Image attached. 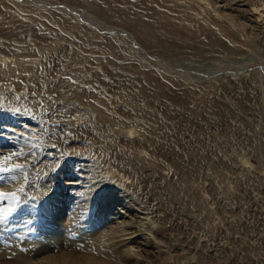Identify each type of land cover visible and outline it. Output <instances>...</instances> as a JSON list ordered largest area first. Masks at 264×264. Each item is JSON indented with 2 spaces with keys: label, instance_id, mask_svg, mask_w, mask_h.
Here are the masks:
<instances>
[{
  "label": "rangeland",
  "instance_id": "obj_1",
  "mask_svg": "<svg viewBox=\"0 0 264 264\" xmlns=\"http://www.w3.org/2000/svg\"><path fill=\"white\" fill-rule=\"evenodd\" d=\"M262 3L218 0L232 16L228 29L239 30L235 46L221 36L173 52L131 44L130 28L82 3L0 0V27L10 28L0 30V93L11 87L0 94V131L15 144L2 155L26 150L51 169L49 186L78 182L59 184L51 205L75 216L85 209L91 222L73 219L71 232L84 245L90 235L103 243L97 264H264V17L255 23L246 10ZM77 247L36 257L70 258L82 254Z\"/></svg>",
  "mask_w": 264,
  "mask_h": 264
},
{
  "label": "bare ground",
  "instance_id": "obj_2",
  "mask_svg": "<svg viewBox=\"0 0 264 264\" xmlns=\"http://www.w3.org/2000/svg\"><path fill=\"white\" fill-rule=\"evenodd\" d=\"M35 1H39V0H35ZM46 1H52V0H46ZM59 1L66 3L65 6H67V4H74V3L78 2V3H82L86 6L93 7L96 10H99L109 21H118L121 24L125 25V27H128L132 30V33H130L129 31L127 32V33H130L131 35L125 36V38H127L128 41H131V44L133 41V43L135 45H140V46L143 45V47L145 46L147 49L160 48V49L167 50V51L182 52L183 50H186V48H189L193 52H198L199 49L197 48L198 45H196V42L197 43L201 42V40L204 38H206L207 40H209L213 43H216V42L220 43V41L218 39L221 38V36H222V38H221L222 43L221 44L228 43V44L234 45V43L237 41V37L239 34L238 29H236V30H234V28H230L232 30L228 29V26L231 25V23L233 22L232 16H230L229 13H226L224 11V8H223L224 5L223 4L222 5L217 4L218 0H167V1L166 0H159V1L158 0H148V1H151L150 2L151 4L144 2L143 0H135L133 3H131L132 2L131 1L130 5H128V6H125L127 4H125L124 6H121L122 4L118 5L117 2L119 0H104V3L108 4V7L105 10H101V9L97 8L96 6H93V3L91 0H90L91 2L89 0H59ZM123 1L127 2L129 0H127V1L123 0ZM157 1L158 2L166 1V2H164L165 4L162 3L161 5L163 6V8H164V5L167 8L163 10L162 8H158L159 6L152 4V3L157 2ZM219 1H221V0H219ZM162 6H160V7H162ZM172 7L173 8L175 7L176 9L175 8L174 9L176 11H178V13L180 15H175L176 13L174 14L173 11H172L173 14H171L172 12L170 13V11L172 10L171 9ZM140 10L141 11L143 10V12H141ZM246 10H247V13L249 14L250 18L252 19V21H254L255 23L259 22L264 17V3H262L261 5L253 4L251 7L249 6L248 9H246ZM15 12H18V10H16ZM202 13L207 14V16L209 15V17H207L205 15L206 16V18H205V16L203 15L204 16L203 18H205V19L200 18ZM11 14H12V12H11ZM16 14H18V13H16ZM16 14H14V15H16ZM199 14H200L199 19L200 20L202 19L201 21L203 23L200 22L199 20H197L198 18L196 19V17H198ZM79 16H82V15L79 14ZM6 17H7V14H6ZM6 17H5V19H6ZM19 17H20V15H19ZM17 19L20 21L19 18H17ZM24 19L28 20L27 17H24ZM194 20L198 21L199 23L193 22ZM30 22H29V24H30ZM25 23H27V21ZM5 25H6V23H5ZM27 26H28V24H27ZM237 27H238V25H237ZM9 29H10L9 27H6V28L0 27V30H3V31H5V30L7 31ZM100 29H102V28H100ZM112 30H113L112 28L109 29L107 27V31H112ZM241 30H244L243 27H242V29H240V32H241ZM242 32H241V34H242ZM38 34H41V33H38ZM239 38H240V35H239ZM3 41H5V40H3ZM199 46H200V44H199ZM20 49L18 48V52ZM13 55H15V54H13ZM16 56L18 57V55H16ZM14 59L15 60L17 59V61H18V58H13V60ZM19 59H20V57H19ZM33 59H32V61H33ZM24 60H26V59H24ZM3 61L4 62L6 61L5 62V65H6L7 64V57H4ZM22 61L23 60L21 59L20 64ZM26 61H29V63L32 62V61L30 62V60H26ZM14 62L11 63L9 60L8 63L13 64ZM16 63L17 62H15V64ZM23 63H25V61ZM1 64H3V63L0 62V65ZM18 64H19V62H18ZM7 65H9V64H7ZM13 65H9V68H10V66L12 67ZM21 66H25V65L23 64ZM261 66L264 69V65H261ZM2 69H4V68H2ZM5 70H8V68ZM260 70L263 73V79H264V70H262V69H260ZM16 71H17V69H16ZM26 72H28V71H26ZM8 74H10V73L8 72ZM25 74H23V75H25ZM145 74L148 77L149 81L158 83V85L164 87V81H163L164 79L163 78H162V80L159 79L158 75H156L153 71L145 72ZM1 76H3V75H1ZM30 76L31 75L29 74V77ZM63 79H62V83H63ZM11 81L13 82V79ZM54 82L56 83L57 81H54ZM0 84H2V82ZM70 84H69V86H70ZM4 85H6V84H4ZM4 85H3V87H4ZM58 85H59V82H58ZM12 86H14V83ZM27 86H29V85H27ZM54 86H56V85H54ZM69 86H67V87H69ZM6 87H9V86H6ZM73 87H74V85H73ZM9 88H11V87H9ZM26 88H28V87H26ZM8 89L6 88L5 90L7 91ZM13 89H14V87H13ZM62 89H64V87L62 88V86H61V90H59V91H63ZM66 89H68V88H66ZM5 90L3 89L2 93H0V94H2V96H3V94H5V93H3V92H5ZM16 90L14 92H17ZM72 90H74V89H72ZM85 90H86V88H85ZM85 90H84V93L88 91V90L87 91H85ZM20 92H23V89ZM84 93H83V95H85ZM22 94H24V92ZM22 94L18 95V97L22 96ZM66 94H68V93L66 92ZM70 95H72V94H70ZM74 95L75 94H73V96ZM78 95H81V94L78 93ZM173 96L175 98L179 97L178 94H174ZM177 99H179V98H177ZM16 100H17V98H16ZM16 104H17V102H16ZM36 104H37V102H36ZM20 118H23V117H20ZM22 126H25V125H22ZM11 129L14 130V128H11ZM17 129L21 130L20 126H19V128L17 127ZM19 130H16V131H19ZM0 132H2V131H0ZM129 133L134 134L135 133L134 129H131L129 131ZM8 135H10V134H8ZM8 135L6 133H3V132H2V134H0V161L3 160V157L13 156V158L11 160H9V162L12 161L14 163H18L22 167L20 169L13 168L10 171V173L7 172V174L9 173L8 175H5L6 172L4 173V171H0V193H13V192L17 193V199L15 201H13L11 198H9L8 200L0 199V264H97L98 262L96 261V258H94V257H95V254L97 252L104 251V250L101 251V249H103L102 246H104V245L101 246V244H103V243H101V241H99L97 238H94V237H92V235H90L89 237L91 238L92 242L90 243V245H84L83 244L84 238L83 239L79 238L80 236H77L78 238L76 236H75L76 238H73V236H72L73 234L71 232L73 229L72 223H74V222L76 223V221H74L73 219L80 218V220L83 219V221L85 223H88V224L91 222L90 219L88 220V216L85 213V209L80 210L78 212L79 214L77 216H75L73 214V211L69 212L68 208L64 204L55 205V207H53V205H51L53 200H54L53 196H55V198L58 196V190L59 189L56 192V188L58 187L59 184L63 185L62 187L59 186L60 190L62 188V189H64V191H66V188H68V187L70 189L75 188L74 187L75 185H79V184H77L78 182L72 181L71 180L72 177H67L68 179L65 178L64 179L65 182H62V178L59 176L61 178V181H59L57 183L55 182L56 184H54V182L52 181L54 185L49 186L48 185L49 183L47 184L45 182V178L49 176L47 171L50 172L51 169L48 166H45V168H44L43 167L44 165L43 166H42V164L37 165L38 164L37 162H35L33 160L31 161L30 158L32 156L30 154L24 153L26 150L22 151L23 149H21V150L17 149L15 152L8 153L9 154L8 156H6V154H5V156H3L2 154L5 151L4 150L5 147H12V146L14 147V145H15L12 142V140H10V138H9L10 136H8ZM13 137H14V135H13ZM62 142L65 143L64 140ZM68 142H70V140ZM13 154H16V155H13ZM34 158H35V155H34ZM44 163L46 164V161H44ZM52 165H53V163H52ZM52 173H53V171H52ZM71 173H67V174L69 175ZM111 173H112V171H111ZM55 174H57V173H55ZM86 176H88V175H86ZM50 177H52V176H50ZM52 178H50V181ZM50 181H48V182H50ZM44 182L49 187H46ZM101 185H103V184H101ZM19 189H23V191H18ZM75 189H77V188H75ZM69 192L72 193L71 190ZM75 194L76 193H74L73 195H75ZM30 196H32V198H30ZM59 196H60V193H59ZM61 196H63V195H61ZM67 197H69V196H67ZM63 199H64V197H63ZM68 200H69V198H68ZM39 201L44 202L42 204V208H43L42 211H40V207L38 205ZM88 201H86V202H88ZM91 201H92V199H91ZM90 204L93 205V203H90ZM90 204L89 205L87 204V205L90 206ZM81 209H82V206H81ZM92 229L93 228H91L90 231H92ZM35 231H37V233ZM87 231H88V229H87ZM90 233L92 234V232H90ZM101 239H103V238H101ZM75 240H76L77 245H78L77 248H79V249L81 248V251H80V253H82L81 255H78V256L70 255L72 257L69 258L66 256H69V254L74 253V252H64L61 255L65 256V257L61 258V260H58V258H54V257H57L56 253L55 254L51 253L45 259H39L36 257V256H38L37 252L39 253L38 250H42L41 248H43L44 251H48V252L54 251L55 249L57 251V248L62 250V249L71 247V249H72L73 245L76 244ZM40 254H42V253H40ZM53 258H54V260L52 261Z\"/></svg>",
  "mask_w": 264,
  "mask_h": 264
},
{
  "label": "snow or ice",
  "instance_id": "obj_3",
  "mask_svg": "<svg viewBox=\"0 0 264 264\" xmlns=\"http://www.w3.org/2000/svg\"><path fill=\"white\" fill-rule=\"evenodd\" d=\"M16 155V154H13ZM13 158V156H8V157H3V163H7L9 160H11ZM22 166L17 164L14 166L15 169H20ZM11 169L8 168H0V171H9ZM18 191H23V189H19ZM9 198H11L13 201H15L17 199V193L13 192V193H0V199H4V200H8Z\"/></svg>",
  "mask_w": 264,
  "mask_h": 264
},
{
  "label": "water",
  "instance_id": "obj_4",
  "mask_svg": "<svg viewBox=\"0 0 264 264\" xmlns=\"http://www.w3.org/2000/svg\"><path fill=\"white\" fill-rule=\"evenodd\" d=\"M259 69H262V70H264L263 68H262V66H257Z\"/></svg>",
  "mask_w": 264,
  "mask_h": 264
}]
</instances>
